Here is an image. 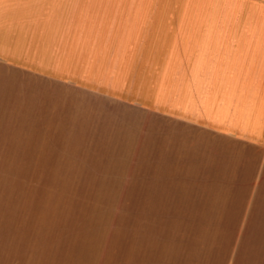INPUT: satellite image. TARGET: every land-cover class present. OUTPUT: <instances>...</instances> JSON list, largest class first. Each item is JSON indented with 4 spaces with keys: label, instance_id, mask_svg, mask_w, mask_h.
I'll list each match as a JSON object with an SVG mask.
<instances>
[{
    "label": "crops",
    "instance_id": "1",
    "mask_svg": "<svg viewBox=\"0 0 264 264\" xmlns=\"http://www.w3.org/2000/svg\"><path fill=\"white\" fill-rule=\"evenodd\" d=\"M0 264H264V0H0Z\"/></svg>",
    "mask_w": 264,
    "mask_h": 264
},
{
    "label": "rangeland",
    "instance_id": "2",
    "mask_svg": "<svg viewBox=\"0 0 264 264\" xmlns=\"http://www.w3.org/2000/svg\"><path fill=\"white\" fill-rule=\"evenodd\" d=\"M80 223H79V225H77L78 227L81 225ZM137 224L138 225H136V226H138V227H135L134 225L132 226V230L134 229V234L139 232V229H140V227H139L140 226V220L137 221Z\"/></svg>",
    "mask_w": 264,
    "mask_h": 264
}]
</instances>
